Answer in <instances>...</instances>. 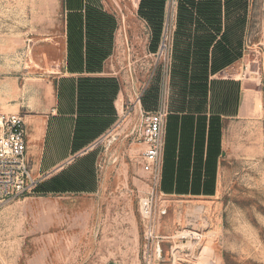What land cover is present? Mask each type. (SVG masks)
Segmentation results:
<instances>
[{
    "label": "rangeland",
    "instance_id": "obj_1",
    "mask_svg": "<svg viewBox=\"0 0 264 264\" xmlns=\"http://www.w3.org/2000/svg\"><path fill=\"white\" fill-rule=\"evenodd\" d=\"M181 1L75 0L81 11L74 12L69 0H0V113L23 117L33 163L67 33L82 22L69 20L73 14L91 12L86 28L100 14L109 17L101 27L116 30L112 71L124 104L94 149L92 191L52 192L49 181H38L0 202V264H264V0H233L228 9L217 0L221 17L212 28L199 23L198 0ZM227 25L228 43L217 46ZM196 33L210 38L204 51ZM140 99L147 110L163 101L170 111L188 110L167 121L174 144L172 168L167 146L164 154L169 207L159 259L138 208L146 175L143 145L131 130ZM211 114L221 128L209 157ZM183 157L187 165L178 168Z\"/></svg>",
    "mask_w": 264,
    "mask_h": 264
},
{
    "label": "crops",
    "instance_id": "obj_2",
    "mask_svg": "<svg viewBox=\"0 0 264 264\" xmlns=\"http://www.w3.org/2000/svg\"><path fill=\"white\" fill-rule=\"evenodd\" d=\"M98 18L95 19L98 21ZM89 20L94 21L91 13ZM196 34L199 43L201 34ZM78 36L76 31L67 33L64 70L57 82L55 99L52 101V95L49 96L52 106L43 120L38 153L33 163V173L40 182L52 181L50 186L46 184L53 189L52 192L79 189L88 192L94 189L97 181L94 149L118 124L124 111L122 82L112 71L116 30L83 28L80 48L78 39H75ZM149 48V52L153 53V45ZM139 102L146 111L158 108L147 110L142 105V99ZM167 106L168 114H185L188 111H170L169 104ZM27 140L31 154L28 131ZM166 146L167 130L164 154ZM77 164L83 165L84 170L79 169Z\"/></svg>",
    "mask_w": 264,
    "mask_h": 264
},
{
    "label": "built area",
    "instance_id": "obj_3",
    "mask_svg": "<svg viewBox=\"0 0 264 264\" xmlns=\"http://www.w3.org/2000/svg\"><path fill=\"white\" fill-rule=\"evenodd\" d=\"M168 106L162 102L155 111L139 104L131 134L140 139L143 179L138 208L145 237L153 244L152 257L162 256L160 227L168 213L167 196L161 189ZM39 178L33 173L28 151L27 127L18 113H0V202L30 192Z\"/></svg>",
    "mask_w": 264,
    "mask_h": 264
},
{
    "label": "trees",
    "instance_id": "obj_4",
    "mask_svg": "<svg viewBox=\"0 0 264 264\" xmlns=\"http://www.w3.org/2000/svg\"><path fill=\"white\" fill-rule=\"evenodd\" d=\"M80 1V0H79ZM181 1V0H180ZM183 1V0H182ZM182 1L180 4H182ZM233 3V0H224V5L225 7H229L230 4ZM67 5L71 6V8H69L70 10L72 11H81V2H79V8H75V0H69V2L67 3ZM180 8V7H179ZM219 8V1L217 0H198V2H196V14L199 18H201L199 21V23L202 25V26H207L208 28H212V26H216L217 23H219V18L221 17V11L218 10ZM85 10L88 11L89 9L87 8V6H85ZM90 13L91 12H85L84 13V19H83V16L81 13H75L72 15V18H70L69 20H77L78 22H93V20H89L90 18ZM229 13L225 12V20H226V16L227 18H230V16L228 15ZM103 14H100L99 18H98V21H97V24H94L95 26H92L89 27V28H86V26L84 27L82 25V22L79 23L76 27V30H69L68 31V35L69 34H72L74 31L78 32L79 36L78 37H75V39H78L79 41V48L81 47V33H82V30L83 28L85 29H105V28H102L101 27V23L103 21H106L107 19H109L108 16H105V19L104 17L102 16ZM184 16H188V14H186V12H180V17L181 19L184 17ZM92 17V15H91ZM227 21V20H226ZM100 22V24H99ZM100 26H99V25ZM227 27V30H225L221 37L216 41V43H218L217 46L221 45L222 41L225 42L226 39H227V43H228V25L226 26ZM227 31V32H226ZM70 39V37H69ZM210 38L206 37V36H199V49L201 51H204V47L207 46L209 43H210V40H208ZM221 41V42H220ZM215 43V44H216ZM203 55H206V53L204 52ZM225 55V53L223 54ZM227 57L229 58V52L227 53ZM227 59V58H226ZM228 61V59H227ZM217 68H215L216 70ZM236 98H237V95H236ZM169 116V114H168ZM168 116H167V121H168ZM175 117L173 116L171 119L173 121ZM171 121V123H172ZM209 126H208V146H207V152H208V155L209 157H211L213 155V147H212V141H213V138L216 136V138L218 139V142H219V133H220V128H221V124H220V119L217 115L215 114H211L210 115V119H209ZM171 123L169 125V129L171 128ZM166 130H167V159H168V163H166V165H168V167L170 166L172 168V162L169 161V155H172V149H173V144H174V141H173V138L171 136L168 135V132H171V129L170 131H168V125L166 123ZM80 137V135H79ZM77 138H78V135H77ZM217 143V142H216ZM166 150V149H165ZM181 161H183V163L180 162V165L178 166V168H185V165L187 164H184L185 162V159L184 157L181 158ZM206 169H207V173L209 172L208 169H209V166H208V163L206 164ZM185 170V169H184ZM163 172H164V167H163V170H162V178H164V175H163ZM181 175V174H180ZM212 180V181H211ZM162 181V180H161ZM168 179H166V182L165 183H168L167 182ZM208 181H211L213 183V176L208 175ZM49 182H52V181H49ZM181 183V182H179ZM166 188V187H165ZM162 189V187H161ZM53 190V189H52ZM205 193L206 194H209V192L207 190H205Z\"/></svg>",
    "mask_w": 264,
    "mask_h": 264
},
{
    "label": "bare ground",
    "instance_id": "obj_5",
    "mask_svg": "<svg viewBox=\"0 0 264 264\" xmlns=\"http://www.w3.org/2000/svg\"><path fill=\"white\" fill-rule=\"evenodd\" d=\"M25 123H26V122H25ZM26 127H27V126H26ZM200 209H201V206H199V207H198L196 210H198V211H199Z\"/></svg>",
    "mask_w": 264,
    "mask_h": 264
}]
</instances>
